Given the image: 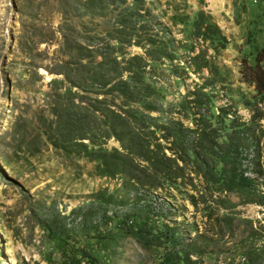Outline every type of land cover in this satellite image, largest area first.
I'll list each match as a JSON object with an SVG mask.
<instances>
[{"label":"rangeland","instance_id":"374dc122","mask_svg":"<svg viewBox=\"0 0 264 264\" xmlns=\"http://www.w3.org/2000/svg\"><path fill=\"white\" fill-rule=\"evenodd\" d=\"M55 235L81 264H264V0H0V264H62Z\"/></svg>","mask_w":264,"mask_h":264},{"label":"trees","instance_id":"16d2710c","mask_svg":"<svg viewBox=\"0 0 264 264\" xmlns=\"http://www.w3.org/2000/svg\"><path fill=\"white\" fill-rule=\"evenodd\" d=\"M138 60H141V58L138 56H133L129 59L130 62L138 61ZM121 84H126V81H121ZM142 115L146 116L145 114ZM146 117L149 118L148 116ZM179 126L181 125L179 124ZM156 147L159 148L161 147V145L157 144ZM139 148L145 152L143 156L139 157V161H143L144 163H146V166L145 168H143V171L153 170L154 164L151 155L154 153V151L149 150L148 146L145 144H141ZM122 150L124 151V153L118 152L117 150L108 152L107 150L95 149V147H93L92 149L87 151V156L91 158L93 161H97L99 166L100 164L104 163L106 159H110V161H113L115 159H118L123 162L129 161L132 164L137 160L138 154L136 153V151H134V149H128L123 145ZM161 157L164 160L170 161L169 158H167L163 153H161ZM139 167H141L140 164H138V169ZM150 174L151 173H149V175ZM250 185L251 183L248 180L243 179L242 177L237 181H235L234 178L232 177L230 179L226 178L223 180L222 183V186L226 190H233V188H239V187L249 188ZM130 224H133L130 227L133 237H136L138 239H143L146 237L145 232L146 230L149 229L147 223H145L142 219L139 220L134 219V221L130 220ZM50 233L53 235L52 232ZM53 240H55L59 244L58 248L60 249L61 257L63 258L62 264H81L82 261L86 259L85 251H80V250L75 251L72 247L68 245L67 241L60 239L56 235L53 238ZM64 245H67V247L63 248ZM179 259L180 257L164 258L162 264H179ZM88 263L95 264L92 260L88 261Z\"/></svg>","mask_w":264,"mask_h":264},{"label":"built area","instance_id":"2783aa9c","mask_svg":"<svg viewBox=\"0 0 264 264\" xmlns=\"http://www.w3.org/2000/svg\"><path fill=\"white\" fill-rule=\"evenodd\" d=\"M244 177H249V173H244Z\"/></svg>","mask_w":264,"mask_h":264},{"label":"bare ground","instance_id":"6f19581e","mask_svg":"<svg viewBox=\"0 0 264 264\" xmlns=\"http://www.w3.org/2000/svg\"><path fill=\"white\" fill-rule=\"evenodd\" d=\"M212 1H218V0H212Z\"/></svg>","mask_w":264,"mask_h":264}]
</instances>
